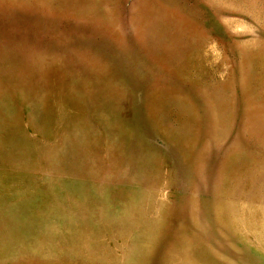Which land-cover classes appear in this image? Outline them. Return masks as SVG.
I'll return each instance as SVG.
<instances>
[{
    "label": "rangeland",
    "instance_id": "rangeland-1",
    "mask_svg": "<svg viewBox=\"0 0 264 264\" xmlns=\"http://www.w3.org/2000/svg\"><path fill=\"white\" fill-rule=\"evenodd\" d=\"M0 264H264V0H0Z\"/></svg>",
    "mask_w": 264,
    "mask_h": 264
}]
</instances>
